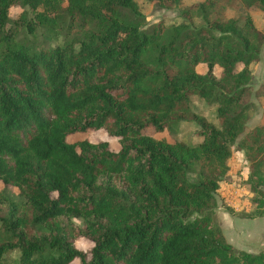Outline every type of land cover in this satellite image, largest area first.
Listing matches in <instances>:
<instances>
[{
    "label": "trees",
    "instance_id": "obj_1",
    "mask_svg": "<svg viewBox=\"0 0 264 264\" xmlns=\"http://www.w3.org/2000/svg\"><path fill=\"white\" fill-rule=\"evenodd\" d=\"M220 1L148 23L135 0H0V181L17 193L0 191V264H264V249L234 248L214 216L234 144L253 204L240 216H264V123L243 133L264 31ZM238 1L264 12V0ZM15 4L30 16L9 19ZM184 122L196 140L145 132L173 136ZM88 129L118 149L66 141Z\"/></svg>",
    "mask_w": 264,
    "mask_h": 264
},
{
    "label": "rangeland",
    "instance_id": "obj_2",
    "mask_svg": "<svg viewBox=\"0 0 264 264\" xmlns=\"http://www.w3.org/2000/svg\"><path fill=\"white\" fill-rule=\"evenodd\" d=\"M200 0H181L180 4L176 7H172L169 9H162L158 8L155 4L149 3L145 0H135L138 7L140 8L141 12L144 14L146 21L148 23L155 22L159 19H162L166 22H177L179 20V11L180 9L195 3ZM220 5L224 6V16L225 17H233L236 19L242 18L244 15H248L253 25L260 31H264V12L257 11L251 8H245L239 2L238 0H221ZM21 13H24V15L30 16L29 10H27L24 6L15 4L12 5L8 10V18L14 19L18 17ZM36 40L41 41L43 37H41V34L39 30L36 31ZM249 69L252 74V78L249 83V89L247 93L244 96V102L248 104L247 106V120L245 122L244 132L255 126L256 124L264 123V99L255 94V91L259 88L260 82L264 79V44L262 45L259 53L258 60L252 62L249 65ZM192 106L194 107V110L201 113L206 119H208L213 124L217 125V119L215 116V110L212 107H209L203 102L199 101H193ZM195 124L190 122H184L179 126L178 131L175 135H170L167 132L163 131L160 133L153 132L151 128H147L145 132L147 134H150L151 136L155 138H164L165 140L171 142L173 140H191L194 141L197 139L195 135ZM82 139H86L90 142H98V141H107L108 148L110 150H117L119 145L116 139L108 138L107 134L104 130L99 129H88L82 133H73L66 136L67 142H76ZM248 162L245 159L243 152L240 150L236 144L233 145L231 155L228 159V169L226 172V176L224 177V181L226 184H228L227 188L232 191V194L235 195V201L236 202H242V204H247L248 201L250 202L251 199V193L247 190V175H248ZM263 174H264V168H263ZM240 187V188H237ZM241 187L245 190H241ZM235 189H238L235 191ZM264 190V187H263ZM0 191L3 192L7 197H9L12 200H15L17 198V193L15 188L4 185L0 181ZM216 200V209H222L227 211L229 214L232 212L231 207L227 206L223 202V198L219 196V194L216 193L215 195ZM233 200V198H232ZM249 206H251L250 212H252L253 204L249 203ZM248 207V206H247ZM230 211V212H229ZM248 212V213H250ZM240 215L244 214L243 212H233L231 215ZM215 221L217 222L216 215ZM245 224H248L247 229L250 231V235H253L254 228L251 224V222L248 220L242 221ZM73 223L79 224L80 221L77 219H74ZM235 227V226H234ZM222 233V232H221ZM226 232L224 231L223 237H226ZM236 234V235H235ZM233 238H224L228 243H230L234 248L236 249H245L243 247H240L242 245V238L239 239L238 233L232 234ZM234 240V242L232 241ZM250 241V240H249ZM75 248L78 250L86 252L90 246L91 243L87 239L83 237H78L74 242ZM252 253V252H249ZM18 256V252L16 250H13L8 253V255L5 257V260H9L11 258H16ZM70 264H78L77 260L72 261Z\"/></svg>",
    "mask_w": 264,
    "mask_h": 264
},
{
    "label": "crops",
    "instance_id": "obj_3",
    "mask_svg": "<svg viewBox=\"0 0 264 264\" xmlns=\"http://www.w3.org/2000/svg\"><path fill=\"white\" fill-rule=\"evenodd\" d=\"M225 182H221L224 184ZM220 184V186H221ZM251 210V206L246 207L245 209L239 211L243 213H248ZM233 212H237L232 209L230 214L222 209H216L215 215L217 218L218 226L221 232L224 235V231L226 232V237L224 238H233L232 234L238 233L240 236L239 239L242 238V245L243 249L246 252H257L259 250L264 249V216L261 217H254V218H245L241 217L240 215H231ZM249 220L254 228L253 235H250V231H248L247 226L248 224L243 223L242 221ZM235 226V227H234ZM236 235V234H235ZM250 240V241H249ZM234 242V240H232ZM239 249V248H238ZM242 250V248H241Z\"/></svg>",
    "mask_w": 264,
    "mask_h": 264
},
{
    "label": "built area",
    "instance_id": "obj_4",
    "mask_svg": "<svg viewBox=\"0 0 264 264\" xmlns=\"http://www.w3.org/2000/svg\"><path fill=\"white\" fill-rule=\"evenodd\" d=\"M228 184L224 183V184H221V186L218 187L217 189V194H219V196H221L223 198V202L231 207V209L235 210V211H241L243 209H245L247 206H249V201L247 204H242V202H236L235 201V195L232 194V191L229 190L227 188ZM237 188H240V187H237ZM238 189H235V191H237ZM241 190H245L243 189V187H241ZM233 198V200H232Z\"/></svg>",
    "mask_w": 264,
    "mask_h": 264
}]
</instances>
